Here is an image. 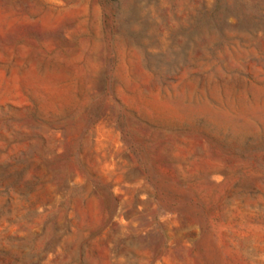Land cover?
Wrapping results in <instances>:
<instances>
[{"label":"rangeland","instance_id":"obj_1","mask_svg":"<svg viewBox=\"0 0 264 264\" xmlns=\"http://www.w3.org/2000/svg\"><path fill=\"white\" fill-rule=\"evenodd\" d=\"M0 264H264V0H0Z\"/></svg>","mask_w":264,"mask_h":264}]
</instances>
